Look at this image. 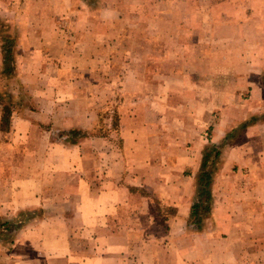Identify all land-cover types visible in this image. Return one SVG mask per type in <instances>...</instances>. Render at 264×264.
Segmentation results:
<instances>
[{
    "label": "crops",
    "instance_id": "crops-1",
    "mask_svg": "<svg viewBox=\"0 0 264 264\" xmlns=\"http://www.w3.org/2000/svg\"><path fill=\"white\" fill-rule=\"evenodd\" d=\"M50 1L73 14L68 35L44 25ZM5 2L22 7L21 82L45 90L0 135V264H264L263 47L235 42L241 1ZM141 5L158 12L132 19Z\"/></svg>",
    "mask_w": 264,
    "mask_h": 264
},
{
    "label": "rangeland",
    "instance_id": "rangeland-1",
    "mask_svg": "<svg viewBox=\"0 0 264 264\" xmlns=\"http://www.w3.org/2000/svg\"><path fill=\"white\" fill-rule=\"evenodd\" d=\"M6 1V0H5ZM4 0H2L0 3H6ZM241 3L240 4H236V13L235 14V20L233 25H234V32L235 34H237V36L239 38H235V42H238L239 44H241V47L245 44H248L250 46H252V44L257 45L258 50H260V47H263V52L260 50V54L258 55L259 58L261 60H264V3L263 4H259L258 3H254L253 0H251L250 2H246V0H240ZM83 6V5H82ZM80 5V2L78 4V9L80 10L79 12L82 13L81 11L83 10L84 12H86L87 10L89 11V7L84 8ZM149 6V5H148ZM18 8H22L20 7V5L16 6L15 9L18 10ZM150 10H147V7L144 5H141L140 7H135L134 10L136 12V15H133L131 18L134 19L137 18L139 19V21L144 20L143 18H141V14H145V17L147 15H151L152 13H157L158 10L153 11V8H151L150 6L148 7ZM177 8H181L183 9V5L178 6ZM15 9H12V7H8L5 5H0V135L1 138L3 139L5 134H11L12 135V131L9 128V122L12 119V115L16 114V115H22V113L24 111L30 110L32 108L36 107V102L34 101V98H32V95L29 93H34V94H38L42 91H44L45 89H41L39 87L35 88V86L29 87L27 89V92L25 90V86L22 84L21 82V78L23 75V71L19 70V68H16V65L18 64V60L19 57L17 58V54H15V49L16 48H22L23 47V39L17 38V33L20 31V29H23L24 31V20L21 19V16L17 15L16 18V14H14ZM40 7H33L34 10V15H38L39 14V10ZM153 11V12H152ZM178 11V12H177ZM45 12L47 14V18L44 21V25L46 26L47 29H53L54 31H58V32H63L65 34L68 35L69 32H72L73 28H74V21L72 20V16L73 14L70 15L71 20H69V15L67 13V9L65 8V12L63 17L61 18H57V13H58V7L54 9L52 8V2L50 1V4L47 5V7H45ZM164 12V11H163ZM177 12V14H176ZM175 14L178 15L179 10H176ZM222 14V18L224 20L225 19V12L226 10L223 9L221 10ZM79 13V14H80ZM249 14L248 17H246L245 15ZM33 15V14H32ZM164 15V14H163ZM135 16V17H134ZM176 16H174L173 18H175ZM182 17H184V15H182ZM177 18V17H176ZM128 20H130V18H126ZM131 24L136 25V22H130ZM128 23V24H130ZM144 23H146L144 21ZM38 25L36 26V29H39L41 26V20L39 23H37ZM226 23H221V25H225ZM87 25V24H86ZM129 29V27L127 28ZM152 26H145V31H152ZM220 30V29H219ZM113 33L116 34L118 33V31H120V28L118 26V29H112ZM256 31V32H255ZM150 32H147V34H149ZM254 33L256 34V38H254ZM145 33V35H147ZM220 35L223 36V38H225L226 36V32H225V26L222 27V31L220 30ZM221 36V37H222ZM135 40V39H132ZM120 41L121 39L118 38L117 39V45L116 48L117 50H119L120 48ZM168 41L169 39H160V42H163V45L165 44L166 46L168 45ZM116 43V41H115ZM182 44V43H180ZM135 45V44H134ZM180 46H183L180 45ZM4 47H6L7 51H10L9 55H7V60H5L3 57V50ZM115 50V48H114ZM182 50V49H180ZM243 51V49H241ZM244 54V53H242ZM180 55V54H178ZM120 57L124 56V53L122 55H119ZM50 58H52V55H50ZM126 58V56H125ZM51 60H56V59H51ZM264 65V64H262ZM7 67V68H6ZM117 71H115V74L118 73L120 74V70L116 69ZM243 71V70H242ZM50 71H48L49 73ZM222 75H228V73L230 72L228 69H223L221 70ZM220 72V73H221ZM260 73V74H259ZM258 77H256V80H258V82L261 83L262 85V89L261 87L258 88V95L262 96L258 99L264 98V68L263 71L258 72ZM67 83H63L62 86L64 89H68V87L71 85L70 83L67 85ZM54 87V86H53ZM263 90V91H262ZM50 93V92H49ZM262 93V94H261ZM248 92H245L244 90V95H242L241 97L247 99L248 98ZM257 95V96H258ZM259 97V96H258ZM70 95L66 94L64 96L65 100H62L64 102H61L62 104L60 106H65L70 107V110H72L73 108V102H66L68 99H70ZM111 104V105H110ZM107 108H103V109H107L110 112L109 116L110 120L112 121L111 118H113V125H115V115L116 114V107L119 103H110ZM259 105V104H258ZM262 111H264V109H262ZM4 115H8L7 117ZM261 117H263L264 120V112L262 114H260ZM6 117V119H4ZM67 136V137H66ZM75 136H77L76 134H74V132H70V133H62L60 135L61 139H65V138H75ZM83 135H81L82 137ZM87 136V135H86ZM212 144H210L209 146V152L208 154H206L205 156H207V160L205 162V164H208V167H206V169H212V167H214V163H215V159H214V154L216 156V153L218 151L213 150L212 149ZM201 169L200 172L198 174V185H197V190H196V194L198 195V200L196 202H194L193 206H192V211H194V217H200L198 215V211L199 213H201L202 209H203V203L201 204V199L206 201V196L204 195H200V189L202 187V184L204 183V179H201ZM200 197V198H199ZM200 203V204H199ZM196 205V206H195Z\"/></svg>",
    "mask_w": 264,
    "mask_h": 264
},
{
    "label": "trees",
    "instance_id": "trees-1",
    "mask_svg": "<svg viewBox=\"0 0 264 264\" xmlns=\"http://www.w3.org/2000/svg\"><path fill=\"white\" fill-rule=\"evenodd\" d=\"M9 53H10V51H7L6 47H4L3 57H5L4 58L5 60H7V58H8L7 55H9ZM204 168H205V166L202 165L201 179L202 180L204 179V183L202 184V187L200 189V195H204L207 198H209L210 197L209 184H210V180H211V172L209 170H204Z\"/></svg>",
    "mask_w": 264,
    "mask_h": 264
}]
</instances>
